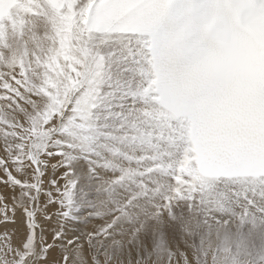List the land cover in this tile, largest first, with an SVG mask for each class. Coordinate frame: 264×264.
<instances>
[{"label":"snow or ice","instance_id":"obj_1","mask_svg":"<svg viewBox=\"0 0 264 264\" xmlns=\"http://www.w3.org/2000/svg\"><path fill=\"white\" fill-rule=\"evenodd\" d=\"M261 24L264 0H0V264H147L158 221L166 264H206L188 217L264 229L237 62Z\"/></svg>","mask_w":264,"mask_h":264},{"label":"rangeland","instance_id":"obj_2","mask_svg":"<svg viewBox=\"0 0 264 264\" xmlns=\"http://www.w3.org/2000/svg\"><path fill=\"white\" fill-rule=\"evenodd\" d=\"M215 233L211 232L209 235L207 232H203L202 238L204 239L200 248V254L204 261H206V264H255L259 255L264 251V229L253 227L251 230H246L240 225L236 231H233L229 241L220 250L217 248L220 245L219 242L213 240ZM201 236L202 232H198L194 238L186 237V239L189 241L188 244L192 245L195 241L200 240ZM210 236L211 238H207ZM172 246H175L174 243H172ZM180 246L183 247L182 244ZM168 254L166 253L157 258L154 255H150V257H154L155 259H150L147 264H166L165 258ZM141 264H144V262L142 261Z\"/></svg>","mask_w":264,"mask_h":264},{"label":"bare ground","instance_id":"obj_3","mask_svg":"<svg viewBox=\"0 0 264 264\" xmlns=\"http://www.w3.org/2000/svg\"><path fill=\"white\" fill-rule=\"evenodd\" d=\"M163 223H166V221H158L155 226H144V227H142V231L150 232L153 235V237H159V238H157V239L154 240L155 247L153 249H151V251H150V255H154L156 258L158 256L164 255L166 253L168 254V245L169 244L172 245V243H173L171 240L167 241V243H166L165 240L163 239V237L159 235V233H160V226ZM240 225L241 224L239 222H235L229 228L218 227V228L212 229L211 232H216L214 234V239L213 240H216V241L219 242L220 245H218V247H217L219 250L224 247V244L229 241L230 235L233 234V231H236L239 228ZM183 226H184V228L187 231V235L184 236V241L186 243L189 242V241H187L186 237L187 238H194V236L198 232H207L208 233V231L206 229H204V226L201 225L200 220L195 215H192L191 217H188L187 219H185V221L183 223ZM207 238H211V236L210 237H207ZM202 239H204V238H202ZM192 243H193V241H192ZM257 251H259V250H257ZM249 253H250V251H249ZM262 253H264V251ZM247 257H248V255H247ZM249 258H250V256H249ZM130 264H131V262H130Z\"/></svg>","mask_w":264,"mask_h":264}]
</instances>
